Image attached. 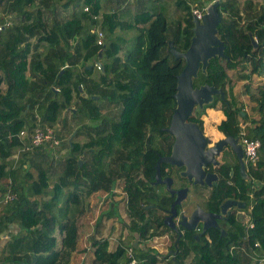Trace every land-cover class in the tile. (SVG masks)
<instances>
[{"label": "trees", "instance_id": "1", "mask_svg": "<svg viewBox=\"0 0 264 264\" xmlns=\"http://www.w3.org/2000/svg\"><path fill=\"white\" fill-rule=\"evenodd\" d=\"M210 1L0 0V9L12 20L0 31V193L8 180L17 193L12 202L0 203V240L9 235L0 246V262L64 264L65 253L77 249L75 221L85 199L101 192L113 204L95 219L89 241L92 257L80 264H126L125 246L134 248V236L114 249H109L107 237H100L104 213L115 216L113 196L119 188L129 218L124 224L143 243L137 257L141 264L159 263L157 249L147 246V240L163 229H150L145 193L132 179L137 170L133 160H141L147 134L167 133L161 127L169 124L176 104V75L185 60L174 58L168 42L185 50L193 35V6ZM170 2L174 14L168 13ZM217 9V34L225 55L212 57L206 70L198 71L194 85L213 83L227 95L233 86L228 69L236 66L241 68L239 77L248 80L245 90L253 75L261 82L251 95L258 117H249L243 106L226 96L225 118L218 124L239 134V118H244L250 122L247 136L260 140L258 159L248 164L247 178L240 174L237 187L228 191L248 201L253 226L228 236L217 232L203 245L187 232L177 240L173 258L161 259L165 264H250L254 241L264 251V0H218ZM96 26L104 32L102 44L96 42ZM117 28L133 32L131 46L120 54ZM220 98L216 94L202 108L196 106L192 119L202 126L199 116ZM38 123L58 124L55 134L61 147L41 144L13 159L21 146L18 132L26 128L30 133Z\"/></svg>", "mask_w": 264, "mask_h": 264}, {"label": "flooded vegetation", "instance_id": "2", "mask_svg": "<svg viewBox=\"0 0 264 264\" xmlns=\"http://www.w3.org/2000/svg\"><path fill=\"white\" fill-rule=\"evenodd\" d=\"M93 71L94 73L97 72L95 69H93ZM215 95L216 94H214V96ZM225 97L217 100V102L220 103L221 110L222 101L225 100ZM192 115L196 116L193 112L189 115L187 120L198 123L204 131L203 118L199 116L202 119L201 126L197 120L192 119ZM219 116L221 118L214 126L217 137L212 138L204 131V134L210 139L208 146L214 145V142L220 138L232 135L237 137L235 143L241 144L240 148L244 149V144L241 141L239 134L228 133L218 128L219 122L225 118L223 110L217 115V117ZM216 118L213 120H216ZM90 119L86 118V122H91ZM168 125L161 127L167 131L166 134L160 135L157 132L152 136L150 133L147 134L145 141L141 142L142 146H144L143 153H141L142 158L141 160H136L134 158L133 161L135 165L133 166L137 168V170H133L132 176L133 182L136 183L139 192L145 193L147 203L144 204V207L147 218L152 223L150 229H154L155 227H158L161 230L163 229L162 233L156 234L152 236L151 239L147 240V246L155 247L160 257L164 260L173 258L177 251V240L180 238L184 239V235L187 232L191 233V237L194 238L195 241H199L203 245L207 240L210 242L212 239L211 235H215L217 232H219L220 235L228 236L229 233H232L233 231L239 232L242 228H247V223L249 221V219L247 221H239L236 218V213L238 211H243L248 214V201L235 196L233 192L232 195L228 192L232 191L234 187H237L235 181L238 180L240 174L242 177L247 178L246 171L248 170V163L245 159V149L242 151V156L240 157L234 152L230 145H224L219 153L215 154V157L211 162L203 165L204 173L202 175V182H194L192 179H189L188 176L184 175L182 172L185 168L184 165L177 166L166 160H161L159 162V178H157L156 165L158 159L170 154L174 141V135L166 128ZM72 139L73 134L69 136V142H71ZM87 148L92 150L90 147ZM242 163L246 176L243 175ZM137 164H140V166L137 167ZM207 173L211 174L208 177V180H206L205 176ZM213 174L215 176H213ZM169 179L171 189L187 187L186 194L181 202L175 204L176 212H174L175 214L173 213V215L171 204L177 194L175 192L172 193L168 188L167 184ZM227 200H236L240 204H245L243 206L229 204L224 210H222V205ZM197 207L199 208L197 210L198 218L195 227L190 229L180 224L181 214L183 213L190 216ZM208 213H213L219 216L214 217V225L204 228V221L201 218H206V215H209ZM169 215H171L170 221L174 226L164 222V218ZM159 219L160 221H158ZM207 220L212 222V220H209L208 218ZM128 233L131 235L129 230ZM126 240L131 242L133 239L130 236L129 239Z\"/></svg>", "mask_w": 264, "mask_h": 264}, {"label": "water", "instance_id": "3", "mask_svg": "<svg viewBox=\"0 0 264 264\" xmlns=\"http://www.w3.org/2000/svg\"><path fill=\"white\" fill-rule=\"evenodd\" d=\"M218 0L210 2L202 17H196L193 15V35L191 36L190 43L185 50L177 49L172 41H169V49L174 58H184L185 64L181 71L176 75V91L173 94L175 99V106L173 108L170 123L166 127L170 133L174 135V141L172 149L169 155L160 157L157 162L156 175L159 178V162L166 160L177 166L184 165L185 168L182 171L184 175L188 176L194 182H202V175L204 173L203 165L211 162L215 154H218L220 149L224 145H230V147L240 157L242 156L241 144H236V136L227 135L214 142V145L208 146L209 138L204 134V131L198 123L191 120H187L189 115L192 113L195 106L202 108L204 104H208L213 100L214 94H220L222 98L225 97V92L220 88L216 87L213 83L209 84L204 82L200 85H194V78L198 76V71L206 70L209 60L214 56H224V43L223 40L217 34V25L221 20V14L217 9ZM254 45L256 41L253 40ZM101 53V51H99ZM91 68V65H88ZM82 91V87H79ZM84 97L88 96L87 92H82ZM93 98H97V95H92ZM83 155H80L78 163H82ZM243 175H245L244 167L242 163ZM207 173L206 180L210 176ZM213 176H215L213 174ZM170 191L175 192L176 198L171 204L172 215L176 212L175 204L180 203L182 198L186 194L187 187L180 189H171L170 179L167 184ZM229 204H236L243 206L245 203H238L236 200H227L222 205V210L225 209ZM197 207L190 216L181 214L180 224L186 228H194L197 220ZM175 214V213H174ZM209 214V213H208ZM236 218L239 221H247L249 215L243 211L236 213ZM219 216L213 213L206 215V218H201L204 221L203 227L207 228L215 224L214 217ZM212 220V222L208 221ZM171 215L164 218L166 224H172ZM134 236L133 245L138 244V233L130 232Z\"/></svg>", "mask_w": 264, "mask_h": 264}, {"label": "rangeland", "instance_id": "4", "mask_svg": "<svg viewBox=\"0 0 264 264\" xmlns=\"http://www.w3.org/2000/svg\"><path fill=\"white\" fill-rule=\"evenodd\" d=\"M170 8L168 13L172 14L173 13V6L174 4L170 2ZM208 5V4H207ZM3 12V11H2ZM174 14V13H173ZM133 32L126 30L123 31L120 28L116 29L115 35L118 37L116 40L118 42V47H121L120 50L118 51V54L120 52H124L127 48L131 46V39L130 36ZM127 35V37H126ZM141 38L146 40V35L144 32L141 35ZM119 49V48H118ZM121 53V54H122ZM100 59L105 60L106 57L102 56ZM241 68L240 66H236L235 68H230L228 69V73L231 78V83H232V90L229 92L226 96L228 99L235 100L237 105L243 106V109L248 113L249 117H258L259 112L256 107L255 101L251 98V95L254 94L257 91L258 85L261 83L257 75H253V78L249 80V89L245 90V84L248 83L247 79H242L239 77ZM196 106L194 107V109ZM193 109V112H194ZM192 112V113H193ZM222 112L220 103L217 102L213 107H206L201 115L203 118V123H204V131L205 133L210 136V137H217L216 131L214 129L215 123L219 121V119L222 117H217L218 114ZM217 117V118H216ZM207 119V121L205 120ZM212 118H216V120H212ZM209 119H211L209 121ZM240 119V126L246 128L247 121L244 118H239ZM55 127L57 129L58 124H56ZM56 133V130H55ZM62 144V143H61ZM61 145H59L57 148H60ZM12 157L14 155H11ZM6 183V182H5ZM120 190L119 188H117ZM106 198H108L106 200ZM110 196H103L101 192H94L92 193L88 198L85 199V207L82 212V214L76 219V225L78 228V239H77V244H79L80 248L81 247H87L89 246V241H90V235L93 232V228L95 227V219L97 218L98 214L100 212H106L109 211L111 206V200ZM113 199H115V210L116 212L114 213V217H108L103 215L102 217V228H101V236L100 237H107L109 241V248H115V246L121 241L125 240L126 242L129 239L130 235L128 233L127 227L124 224V222H127L129 220L127 213H126V208H125V203H124V194L121 191H117L116 195L113 196ZM8 238L6 236H2L1 240H7ZM0 240V241H1ZM155 243V242H153ZM143 246V243L140 242L136 246H134V251L135 254L137 253V250ZM82 255V254H81ZM81 255L78 256L77 258V253H73V251L69 253H65L63 257V263L64 264H79L81 260ZM159 263L158 264H165V262H160L161 257L159 254H157ZM192 255V254H190ZM137 256V255H136ZM89 258L84 259L83 261H88ZM189 260V257H187V261ZM254 261V260H253ZM71 262V263H70ZM264 262V261H260ZM7 262L1 261L0 264H6ZM252 263V262H251ZM18 264V263H15Z\"/></svg>", "mask_w": 264, "mask_h": 264}, {"label": "built area", "instance_id": "5", "mask_svg": "<svg viewBox=\"0 0 264 264\" xmlns=\"http://www.w3.org/2000/svg\"><path fill=\"white\" fill-rule=\"evenodd\" d=\"M211 2V1H210ZM205 5L203 7L200 6H193L192 12L194 16L201 18L207 4L209 2L204 3ZM85 10H88V6H84ZM3 10L0 9V31L7 29L12 25V20L9 15L4 14L2 12ZM98 17V16H95ZM95 32V38L97 44H102L104 41V32L103 30L99 27L96 26L94 28ZM99 66V65H98ZM54 89L59 90L58 87H54ZM247 124L249 122L247 121ZM54 125H41L40 123L37 124V126L34 128L33 131L30 133L26 128L21 129L18 132V137L21 139V146L17 149V151L13 154L14 156L12 157L13 159H17L19 152L20 151H28L32 149L34 146H38L41 144H48L50 147L54 148V150L57 149L59 145H61V140L58 138L55 134V127H52ZM239 135L241 137V141L244 144V149H245V159L248 164H254L257 159H258V148L260 146V140L258 138H251L247 136L246 134V128L242 126L241 131L239 132ZM27 137V138H26ZM11 181L8 180L5 185L7 186V189L0 193V203L2 204H7L12 202L17 198V193L12 191L11 188L9 187V183ZM117 191H120L117 189ZM253 223L248 221L247 223V228L252 227ZM4 236L7 238L9 235L6 233ZM260 247V244L258 241H254L253 243V251H252V257L253 260H258V261H264V251H260L257 248ZM125 254L127 257V262L126 264H141V260L136 256L134 248L132 245L128 244L125 246Z\"/></svg>", "mask_w": 264, "mask_h": 264}, {"label": "crops", "instance_id": "6", "mask_svg": "<svg viewBox=\"0 0 264 264\" xmlns=\"http://www.w3.org/2000/svg\"><path fill=\"white\" fill-rule=\"evenodd\" d=\"M5 240H1L0 241V246H2L4 244ZM109 249H114V248H109ZM73 253H77V258L79 255H81V260L79 262V264L86 258H91L92 257V248H90V246H87V247H81L79 246V244H77V249L75 251H73ZM87 262V261H85ZM16 262H13V261H10V262H7V264H15ZM71 263V262H70ZM72 264V263H71ZM250 264H264V262H260L258 260H254L252 261V263Z\"/></svg>", "mask_w": 264, "mask_h": 264}, {"label": "clouds", "instance_id": "7", "mask_svg": "<svg viewBox=\"0 0 264 264\" xmlns=\"http://www.w3.org/2000/svg\"><path fill=\"white\" fill-rule=\"evenodd\" d=\"M211 2H212V1H211ZM209 3H210V2H209ZM204 12H205V11H204ZM239 136H240V135H239ZM247 229H248V228H247ZM4 235H5V234H4ZM4 235H3V236H4ZM8 238H9V237H8Z\"/></svg>", "mask_w": 264, "mask_h": 264}]
</instances>
